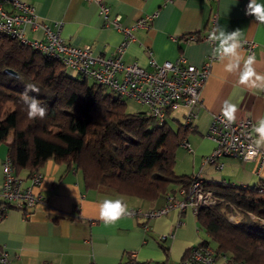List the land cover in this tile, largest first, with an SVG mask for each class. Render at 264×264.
<instances>
[{"label":"crops","instance_id":"obj_1","mask_svg":"<svg viewBox=\"0 0 264 264\" xmlns=\"http://www.w3.org/2000/svg\"><path fill=\"white\" fill-rule=\"evenodd\" d=\"M25 1L35 6L37 21L52 29L59 27L67 42L79 46L89 44L96 54L114 55L123 40L120 29L105 25L95 1ZM105 2L110 7V16L120 15L122 25L129 27L154 14L148 27L133 29L135 39L123 53L126 62H136L149 69L151 57L159 63L183 57L188 64L202 66L213 56L215 44L209 35L219 25L228 32L241 30L242 45L245 41L256 43L252 52L243 45L242 55L247 58L254 54L256 71L264 74V24L245 15L249 0ZM257 2L264 4V0ZM25 27L31 38L46 37L42 27L34 29L30 24ZM194 33L196 40L186 39ZM201 97L202 104L187 136L191 149L180 145L176 152L177 173L197 175L209 183L264 185V146L252 160L223 156L215 162L205 161L216 147V142L207 135L213 115L222 112L224 102L230 101L238 106L236 119L249 117L257 123L264 117V91L241 85L238 74L226 73L224 62L215 58ZM183 108L185 116L187 109ZM7 157V144L1 143L0 186L4 177L2 163ZM39 172L44 175L43 181L33 190L42 195L41 201L28 208L9 204L3 209L0 205V255L6 252L10 264H131L132 261L182 264L189 248L199 245L209 235L202 233L196 213L190 208L184 212L174 209L157 218L128 215L106 225L98 219V205L106 198L121 199L128 208L147 209L162 205L165 196L149 202L86 189L83 172L67 160L50 159ZM22 178L29 184V176ZM164 234L168 235L166 240L161 239ZM131 251L136 253L134 257L129 254Z\"/></svg>","mask_w":264,"mask_h":264},{"label":"trees","instance_id":"obj_2","mask_svg":"<svg viewBox=\"0 0 264 264\" xmlns=\"http://www.w3.org/2000/svg\"><path fill=\"white\" fill-rule=\"evenodd\" d=\"M26 84L39 89L34 95L48 109L42 120L27 117L21 99ZM172 110L164 122L147 109L131 112L119 94L0 32V144H7L20 177H30L50 159L67 160L83 172L86 189L149 202L179 195L196 178L176 171L177 149L188 141L192 124L178 120L174 129ZM202 181L218 203L196 213L214 241L200 244L213 247L218 257L264 264V185ZM233 215L240 221L231 220Z\"/></svg>","mask_w":264,"mask_h":264},{"label":"built area","instance_id":"obj_3","mask_svg":"<svg viewBox=\"0 0 264 264\" xmlns=\"http://www.w3.org/2000/svg\"><path fill=\"white\" fill-rule=\"evenodd\" d=\"M95 1L99 13L105 18L107 27H115L123 32V40L117 47L114 55L106 56L96 54L91 45H74L67 42L60 28L52 29L49 25L36 20L35 6L25 0H0V32L18 39L21 43L30 46L44 54L59 59L68 70H72L93 80L106 88L111 89L122 98H132L144 104L147 110L160 122H164L169 109L185 107V124L192 123L197 115V109L202 104L201 90L210 74L212 63L216 57L210 56L202 66L188 64L186 59L180 57L174 61L166 60L162 63L150 58V67L146 68L136 62H126L123 53L128 44L135 39L133 29L136 26H149L154 14L139 19L135 25L125 26L121 23V16H110V7L105 0ZM215 22V17H214ZM213 22V23H214ZM32 28H44L45 38L29 37L26 25ZM206 39L207 37H203ZM187 40H196L197 34H189ZM244 47L249 52L254 50V41H245ZM256 122L249 117L236 119L228 123L222 112L215 113L208 128L207 135L216 142L213 152L205 157L207 162H215L223 156H232L244 161L257 157L260 148H256L253 131ZM182 145L191 149L190 143L184 140ZM251 146V147H250ZM252 150L256 156L249 157ZM4 177L0 186V205L6 209L9 204L18 207H33L42 199V195L33 190L43 181L42 172L31 174L29 184H25L22 177L15 174L9 158L3 163ZM222 166V163L219 164ZM190 188H182L179 195L168 193L165 202L160 206H150L147 209L128 208L131 217L143 215L147 218H157L177 209L181 212L192 209L197 213L200 207H209L216 203L217 196L212 188L207 187L197 175ZM231 220L239 222L240 217L233 215ZM174 234L172 233L171 236ZM167 234L161 239L166 240ZM134 257L136 253H129ZM0 264H10L7 253L0 255ZM131 264H139L132 261ZM182 264H246L243 261L229 259L222 255L218 257L213 247L207 244L192 246Z\"/></svg>","mask_w":264,"mask_h":264},{"label":"clouds","instance_id":"obj_4","mask_svg":"<svg viewBox=\"0 0 264 264\" xmlns=\"http://www.w3.org/2000/svg\"><path fill=\"white\" fill-rule=\"evenodd\" d=\"M245 15L252 16L255 22L264 24V4L257 0H249L246 6ZM209 40L214 42L212 55L224 62V71L229 74H238V82L241 85L248 86L260 91H264V74L256 71V56L248 55L245 58L242 55L241 30L236 29L231 32L217 25L209 35ZM39 89L33 84H26L21 93V99L27 106L28 119H44L48 109L42 106L40 99L34 93ZM222 115L228 123H234L238 106L230 101H225L222 106ZM256 138L254 145L256 148L264 146V117H261L253 128ZM251 147V146H250ZM249 157L257 155L255 150L248 153ZM98 219L104 224H114L121 218L130 215L127 204L121 199L106 198L98 205Z\"/></svg>","mask_w":264,"mask_h":264},{"label":"rangeland","instance_id":"obj_5","mask_svg":"<svg viewBox=\"0 0 264 264\" xmlns=\"http://www.w3.org/2000/svg\"><path fill=\"white\" fill-rule=\"evenodd\" d=\"M69 72H70L71 74H73V75H76V72H74V71H72V70H69ZM89 82L92 83L93 80H89ZM105 91L115 94L114 91H112L111 89L106 88V87H105ZM124 100H125L126 103H127L128 110L131 111V112L144 111V110L147 109V107H146L144 104H141V103L137 102L136 100H134V99H132V98H124ZM202 101H203V100H202ZM183 109H184L183 107H180V108H178V109H173V110H172V115L169 116V118H170V123H171V125H172V127H173L174 129H177V128L179 127V121H178V120H181V121H182L183 119H184V121L186 120L185 117H184V115H183V113H182ZM185 111H186V110H185ZM174 117H176L177 119H176V120L173 119ZM179 148H181V147H179ZM180 174H182V173H180ZM137 208H138V207H137ZM201 231H202V233H205V235H206V231H205V229H203V230H201ZM206 240H208L209 242H211L212 245H214V241H212V239L210 238L209 235H207Z\"/></svg>","mask_w":264,"mask_h":264},{"label":"water","instance_id":"obj_6","mask_svg":"<svg viewBox=\"0 0 264 264\" xmlns=\"http://www.w3.org/2000/svg\"><path fill=\"white\" fill-rule=\"evenodd\" d=\"M6 71L10 74H15V72L12 69H6Z\"/></svg>","mask_w":264,"mask_h":264},{"label":"bare ground","instance_id":"obj_7","mask_svg":"<svg viewBox=\"0 0 264 264\" xmlns=\"http://www.w3.org/2000/svg\"><path fill=\"white\" fill-rule=\"evenodd\" d=\"M213 191H214V190H213ZM217 203H218V200L216 201L215 204H213V205H211V206H209V207L215 206V205H217Z\"/></svg>","mask_w":264,"mask_h":264}]
</instances>
